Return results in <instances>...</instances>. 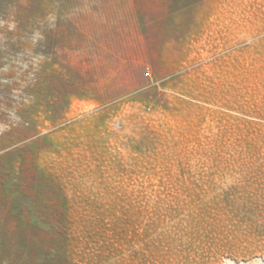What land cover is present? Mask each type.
<instances>
[{
  "label": "rangeland",
  "instance_id": "rangeland-1",
  "mask_svg": "<svg viewBox=\"0 0 264 264\" xmlns=\"http://www.w3.org/2000/svg\"><path fill=\"white\" fill-rule=\"evenodd\" d=\"M0 264H264V0H0Z\"/></svg>",
  "mask_w": 264,
  "mask_h": 264
}]
</instances>
